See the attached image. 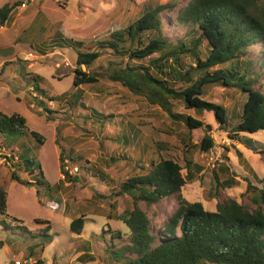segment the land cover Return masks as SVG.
I'll return each mask as SVG.
<instances>
[{"label": "trees", "instance_id": "1", "mask_svg": "<svg viewBox=\"0 0 264 264\" xmlns=\"http://www.w3.org/2000/svg\"><path fill=\"white\" fill-rule=\"evenodd\" d=\"M21 4V0H16L0 6V26L9 23ZM174 7V0L142 6L137 18L126 28L114 27L110 38L99 42L95 49H83V41L72 38H62L47 45L51 49L68 48L76 53L72 79L75 90L68 100L71 106L78 105L82 99V85L94 84L105 78L120 84L131 95L143 98L147 104L159 107L171 121L180 122L185 127L183 139L188 144L184 145L187 148L181 163L163 155L162 150L169 149L166 144L156 143L159 156L151 159L147 168L138 165L143 172L128 176L112 188V195L129 199L131 209L125 208L116 215L117 202L114 201L110 203L105 217L121 220L125 224L129 242L116 250L112 243H105L104 256L98 264H264V179L251 173L241 178L245 182L248 204L227 198L217 200L215 210L208 211L200 201L185 199L182 188L188 182L198 180L208 184V197L217 199L219 190L234 186L238 176L227 162L213 163L208 171L200 158L193 160L196 150L207 152L213 147L211 126L189 114L175 111L179 104L196 114L212 111L219 129L229 139L253 153L264 155V146L248 135L264 131V91L257 87L262 85L260 77L264 72V0H187L177 8L176 15L183 32L169 37L164 33L161 15L171 13ZM255 45L260 47L259 56H247ZM104 53L118 61L109 59L106 67H98L106 70L105 73L89 69ZM146 58L147 61L144 60ZM41 79L32 76L35 83L32 89L42 93L43 89L39 87ZM212 84L231 87L239 94H245L241 111L235 110L234 124H230L225 106L203 98L206 87ZM63 97L64 94H61L56 98L61 100ZM40 106L52 112L42 102ZM94 115L98 116V122L111 117L91 113L92 117ZM198 128L203 129V136L199 142L193 143L191 132ZM24 133L40 145L44 141L43 136L27 128L21 114L0 112V137ZM112 138L126 145L134 141L136 135L124 133ZM72 154L71 150L65 152L61 149L59 152L60 184L66 180L72 184L77 179L71 177L67 163L84 168V165L80 166V156ZM12 156L7 158L8 161L12 162ZM17 159V163H11L10 180L36 186V193L40 187L46 191L60 187L51 185L44 178L40 163L33 157L20 161L17 156ZM120 159H125V156ZM21 165L28 178L16 174L15 170ZM96 172L98 179L110 185L106 172L95 169ZM30 177H33L32 180ZM170 197H174L176 207L157 229L147 209ZM55 200L60 203V198ZM140 203L145 204L146 209L141 208ZM6 205L7 192L0 185L2 230L19 235L21 233L18 232H22L34 238L21 220L12 217L15 222L12 227L5 221L9 217ZM95 209L92 203L89 210L94 213ZM99 212L98 207V215ZM33 220L45 225L44 231L51 226L47 219L36 217ZM86 220L87 215L76 210L69 231L80 234ZM101 231L102 239H105L104 234L109 233L110 240L121 238L122 234L120 230H114L109 222H105ZM40 234L46 238L45 241L52 240L46 232ZM98 235L94 234L95 237ZM29 254H33V248ZM30 264H42V260L38 258Z\"/></svg>", "mask_w": 264, "mask_h": 264}, {"label": "rangeland", "instance_id": "2", "mask_svg": "<svg viewBox=\"0 0 264 264\" xmlns=\"http://www.w3.org/2000/svg\"><path fill=\"white\" fill-rule=\"evenodd\" d=\"M7 1L16 0H0V6ZM21 1L9 23L0 26V112L21 114L27 128L43 136L44 141L40 145L32 136L24 133L18 136L4 134L0 137V143L9 155L14 156L12 162H18V159L15 160L17 156L20 161L33 157L40 163L44 178L51 185L60 187L53 191L40 187L36 193V186L10 180L12 162L8 159L0 161V185L7 192L6 213L9 217L5 221L12 227L15 223L12 217L21 220L27 231L35 236L31 238L16 230L21 235L3 231L0 224V264H15L16 260L33 262L38 258L42 264H98L104 256L105 243H112L116 250L129 242L125 224L121 220L105 217L110 203L114 201L117 202L116 215L125 208L131 209L129 199L112 195V188L128 176L143 172L138 165L147 168L150 160L159 156L156 143L166 144L169 149L162 150L163 155L181 163L187 148L184 145L188 144L183 139L185 127L180 122L171 121L159 107L147 104L143 98L131 95L120 84L105 78L94 84L82 85V99L78 105L71 106L68 100L75 90L72 79L76 53L68 48L51 49L47 45L62 38H72L83 41V49H95L99 42L110 38L114 27L126 28L137 18L142 6L165 4L173 0ZM174 1L172 12L161 15L164 33L169 37L179 36L183 32L176 15L177 8L187 0ZM259 48L258 45L252 46L247 56H259ZM109 59L116 60L104 53L89 69L105 73L106 70L98 67H106ZM82 69L85 70V67ZM32 76L42 78L39 83L42 93L32 89L35 84ZM260 80L262 85L257 87L264 91V72ZM239 93L234 88L212 84L206 87L203 98L225 106L228 120L234 124L235 110L240 112L246 99L245 94ZM61 94H64L63 99L56 98ZM40 102L52 112L45 111ZM175 111L189 114L211 126L213 147L207 152L196 150L193 160L200 158L208 171L213 163L227 162L231 171L238 176L234 186L219 190L217 199L209 198V185L198 180L184 185L183 197L188 201H200L208 211L215 210L217 200L227 198L248 204L245 182L241 178L251 173L263 180L264 155L253 153L229 139L219 129L212 111L196 114L180 104ZM93 112L111 117L98 122V116H91ZM124 133H135L136 138L126 145L112 140L114 135ZM248 135L264 146V131ZM202 136V128L192 129L193 143L199 142ZM61 149L77 153L81 159L80 166L84 165V168H79L78 164L67 163L71 177L77 178L72 184L67 180L60 184L62 177L58 156ZM122 156L125 159L121 160ZM95 169L108 174L110 185L98 179ZM15 172L22 178H28L22 165ZM56 198H60L59 204ZM91 202L97 208L94 213L89 210ZM140 207L146 209L143 203H140ZM175 207V199L170 197L147 209L155 228H160ZM78 209L87 215V220L83 231L75 234L69 231V224ZM36 217L50 221L48 231H44L45 225L34 222ZM105 222H109L114 230H120L121 238L110 240L108 233L102 239L101 228ZM41 232L51 235L52 240L45 241ZM94 234H99V237ZM31 248L32 255L29 254Z\"/></svg>", "mask_w": 264, "mask_h": 264}, {"label": "built area", "instance_id": "3", "mask_svg": "<svg viewBox=\"0 0 264 264\" xmlns=\"http://www.w3.org/2000/svg\"><path fill=\"white\" fill-rule=\"evenodd\" d=\"M2 155H5L4 157L1 158ZM11 155V154H10ZM7 151H5L4 147H2V144L0 143V161H5L9 156ZM17 159V157L15 158V160ZM214 164H212L213 166ZM15 264H30L29 260H23L22 262L19 260L15 261Z\"/></svg>", "mask_w": 264, "mask_h": 264}]
</instances>
